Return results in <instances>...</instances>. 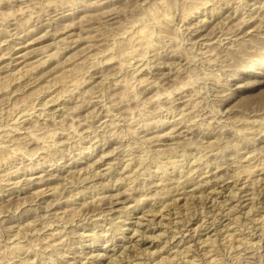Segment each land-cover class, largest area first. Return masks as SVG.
Returning <instances> with one entry per match:
<instances>
[{
    "label": "rangeland",
    "instance_id": "rangeland-1",
    "mask_svg": "<svg viewBox=\"0 0 264 264\" xmlns=\"http://www.w3.org/2000/svg\"><path fill=\"white\" fill-rule=\"evenodd\" d=\"M245 1L200 26L205 0H0V194L19 188L0 197V264L103 253L100 264H118L129 252L124 264H264V0L239 28L246 14H228ZM227 2L214 5L222 12ZM142 27L153 34L131 42ZM178 122L185 136H174ZM46 170L54 189L39 195L43 186L26 178ZM198 180L209 182L197 189ZM178 184L187 187L173 191ZM100 192L109 197L94 199ZM57 235L61 250L48 247ZM117 236L127 237L121 256L124 246L107 243ZM82 240L96 244L87 258Z\"/></svg>",
    "mask_w": 264,
    "mask_h": 264
},
{
    "label": "bare ground",
    "instance_id": "bare-ground-1",
    "mask_svg": "<svg viewBox=\"0 0 264 264\" xmlns=\"http://www.w3.org/2000/svg\"><path fill=\"white\" fill-rule=\"evenodd\" d=\"M218 1H221V0H205V6L204 7H206V6H208V5H211L212 7H210V8H208L206 11H207V13H206V15H205V19H203L202 21L203 22H201L199 25L200 26H203L205 23H207V22H211V20H209V18H207V17H209V15H211V17H215V18H217V16H223V14L226 12V11H228L229 9H230V7H231V0H227L228 2H227V6L225 7V9L222 11V12H220L219 10H217V9H219V6H216V5H214L216 2H218ZM223 1H225V0H223ZM257 2H260L259 0H256L254 3H251L250 1H248V0H246L245 1V4L243 3V4H238L237 6H235L234 7V9L232 10V13H229L228 14V16H231L233 13L234 14H246L244 17H243V19H245L243 22H242V25H240L239 26V28L240 27H243V26H245V25H248L250 22H252V21H249V20H252L255 16H253L251 13H248V11L249 10H253L252 8H251V5L253 4H256ZM226 3V2H225ZM243 5V6H242ZM261 7H264V3H263V5L261 6ZM246 9V10H245ZM243 10H245V11H243ZM248 13V14H247ZM248 15V16H247ZM247 17H249V18H247ZM153 20L156 22V23H158L159 24V21H160V18H159V16H156V14L155 15H153ZM206 20H208V21H206ZM215 20V19H214ZM254 20V19H253ZM251 26V25H250ZM254 27H255V25H254ZM240 32H246V34H251V33H253L254 31H249V30H245V29H243L242 31H240ZM153 34V31H151L149 28H146V27H142L140 30H137L136 31V33L134 34V35H131L130 36V41L131 42H137V43H139V42H141L144 38H148V37H150L151 35ZM223 34H229V33H225V32H223ZM191 40L193 41V43H197V42H199L198 41V37L199 36H201V34H200V31L198 32L197 31V28H196V30H195V32L194 33H192L191 34ZM245 40H248V38L247 39H245ZM222 41V40H221ZM202 44H204V42H201ZM209 44V43H208ZM221 44V43H220ZM24 47L23 46H20V47H17V48H14V47H12V53H17V52H19V51H21L22 49H23ZM226 48H227V46H226ZM133 50H135V48H132L130 51H133ZM24 54V53H23ZM22 54V55H23ZM21 55V54H20ZM19 55V56H20ZM21 55V56H22ZM16 64V63H15ZM17 64H20V63H17ZM137 68H138V70H137V72H142V71H144V70H146L147 69V66L146 65H144V64H137V66H136ZM150 73H152L151 71H149ZM154 74V73H153ZM153 74H151V76L153 75ZM160 74L163 76V77H167V76H165L166 75V73L165 72H163V71H161L160 72ZM149 83H151V85L150 86H152V87H154V86H157L158 85V82L156 81V78H154V79H152V80H150L149 81ZM183 85L184 84H182L180 87H177L176 89H177V92H180V88H182L183 87ZM175 92V89H171V90H167L166 92H161V93H159L158 94V96H157V99H161L162 98V95H164L163 97H165V96H170L169 94H173ZM168 94V95H167ZM46 104V106H47V103H45ZM55 104V103H54ZM160 108H163V106H161ZM58 110V106L57 107H53L52 108V112H49V110H44V111H46L47 113H53V112H55V111H57ZM23 115H25V113H22ZM22 115V116H23ZM19 118V117H18ZM18 118H15V120L14 121H17L18 120ZM175 121V120H174ZM173 121V122H174ZM184 126L180 123V122H178V123H176L175 125H174V128H176V130L174 131V133H175V135L174 136H185L186 134H184L183 132H190V130H188V129H186V128H184V129H182ZM182 129V130H181ZM179 131V132H178ZM178 132V133H177ZM174 144H179V140H175V142H174ZM85 156V155H84ZM100 162H102V161H100ZM76 163H77V161H75V159L73 160V162L70 164V165H72L73 164V166L74 165H76ZM129 163L130 162H127L126 163V165L123 167V168H126V167H128V165H129ZM110 168L112 167V165H110L109 166ZM57 170H67L66 168V165H64V166H61V167H55ZM114 168H116V166H114ZM97 169H98V167H97ZM41 170H44V168L43 169H41ZM198 171H199V169H198ZM207 171H211V169H208ZM37 172V171H36ZM39 172V171H38ZM97 174H102V171H95V175H97ZM104 174V173H103ZM200 174H202V172L200 173ZM212 175H215V176H219V175H217L215 172H213L209 177H212ZM56 174H54L53 172H51V171H47L46 170V172L45 173H42V174H40L39 176H36L35 178H26V180H27V182H26V184H29V183H33V184H38L40 187H42V188H40V189H38V191H37V193L39 194V195H46V194H48V193H50L51 192V190H53L54 188L51 186V182H52V180L54 179V178H56ZM102 176V175H101ZM98 178V177H97ZM35 179H37L38 181H34ZM206 181H208L209 182V180H205L204 182H199V180L197 181V182H193V184H197L198 183V185H200L201 187H197V186H195L197 189H201L202 188V186H204V184L203 183H205ZM211 181H212V178L210 179V183H211ZM18 182V181H17ZM15 184H17L16 182H14ZM154 184V186L155 185H158V184H162V183H153ZM18 186V184L17 185H15L14 187H11V188H9V189H6V190H3L2 192H1V194H0V197L1 196H3V195H8V194H11L12 192H15V191H18L19 190V188L17 187ZM174 187V186H173ZM186 185L185 184H183V185H181V184H178L177 186H175L174 188H173V191H179L180 189H182V188H185L186 189ZM231 187V186H230ZM14 188V189H13ZM119 187L118 186H116V187H113V188H111V189H118ZM237 188H238V186H237ZM13 189V190H12ZM230 190L232 191L233 190V188H230ZM248 190V189H247ZM4 191H8V193L7 194H5V192ZM244 191H246V190H244ZM194 194V193H193ZM192 194V195H193ZM236 194H238V191H236ZM98 195H100V196H96V198H94V199H102L101 197H104V198H107V197H109V195H107V194H103V192H100V194H98ZM240 196H241V193H240ZM94 199H92V200H94ZM170 201H168V200H164V201H162V203H161V205H159L158 207H156V208H153V210H155V213L157 214V215H163V216H165V210L166 209H169V207L168 206H170V205H172L173 203H175L176 201H177V199H178V197H176V195L175 194H173L170 198ZM239 201H240V199H239ZM156 201H154L153 203H155ZM74 203H76V204H79L80 202H78V201H74ZM111 203V202H110ZM117 203H119V201L117 200V199H115L114 200V204H112V205H110V207L108 208V209H106V211L105 212H109V214H110V212H114V210H116L115 209V204H117ZM175 205V204H174ZM38 207H43V205H42V203L40 202L39 203V205H38ZM54 208V206L51 208V210ZM140 209V203L139 202H136V204L134 205V209H132V210H130L129 212H128V216L130 217V216H132V215H134L135 214V212H133L132 213V211H135V210H139ZM225 211V208L223 209V211H222V214H223V212ZM253 211V213H254V204H252L251 206H250V209L248 210V214L247 215H244L243 216V218L244 219H254V218H249V216L248 215H250L251 214V212ZM252 213V214H253ZM109 214H107V215H109ZM109 218H112V217H109ZM235 218L237 219V220H239V219H241L242 218V215H240V214H238V215H236L235 216ZM244 219H241V220H244ZM106 219H104V221H105ZM255 220H257V218L255 219ZM124 221V223H122L121 225H125V222H127L126 221V219H124L123 220ZM135 224L136 225H142V222H140V220H137V221H135ZM177 227V226H176ZM128 228V227H127ZM146 228H149V227H146ZM151 228V227H150ZM133 229H136V231L137 230H139V228H133ZM87 230V228H85V230L83 231V232H85ZM181 230V229H180ZM58 233V231H56L54 234H57ZM120 233H123V235H125V231L123 230L122 231V229H121V231H120ZM54 234H52V235H54ZM86 235H88V233H85V237H86ZM176 234H174V236H175ZM231 235H233V233L231 234V232H228L227 231V233H225V235L223 236V238H227V237H229V236H231ZM188 236H186V234L183 232L182 233V238H181V240L178 242V245L180 244V242L182 241V240H184L185 242H186V238H187ZM124 238H127L126 236H124V237H115V238H113V239H109L108 240V242L107 243H112V244H115L116 246L117 245H119V248H118V250H120V248H122L123 246H124V248L122 249V251H121V253H120V256H121V254H123V252H125V247L127 246L124 242H119V241H124L125 239ZM51 242L52 243H50L49 245H48V247L49 246H55L56 247V249H58V250H61V248H64V238H62V235H57V236H55L52 240H51ZM184 242V243H185ZM93 244L92 243H90V244H88V245H86V243H84V240H82V243H81V247H80V250H79V252H80V254H79V256H86V258H87V254L92 250V248L94 247V246H96V244H94V246H92ZM86 248H90L91 250H89V251H87L86 250ZM165 248V247H164ZM107 250H109V247H106V250L105 251H107ZM66 251V253H70V252H72L71 250H68V249H66V250H64V252ZM185 252L186 253H188L189 252V249L188 250H185ZM73 253V258H76L77 256L75 255V252H72ZM82 253V254H81ZM107 253V252H106ZM131 252H129V253H126L124 256H121V257H119V258H115V260H120V261H118V264H124L123 262H121L123 259H126V262L128 261V257L130 258V257H132V255L130 254ZM115 254V252H113V254L112 255H114ZM63 255V254H62ZM61 255V256H62ZM66 255V254H65ZM177 255V254H176ZM175 255V256H176ZM68 256V255H67ZM109 256H111V255H109ZM108 254H100V257H96V254H92V255H90V257L92 258V260H88L87 262L86 261H84L83 260V258L79 261V263L80 264H96V263H98V264H100L101 263V261L102 260H106L108 257ZM184 256H186V255H184ZM63 259V258H62ZM155 261H160V260H163V259H159L158 260V258H156V259H154ZM76 261V260H75ZM96 261V262H95ZM133 261V259L132 260H129L128 262L129 263H131ZM195 261V258H193V260H192V263H194V264H197V262H194ZM127 262V263H128ZM181 263H183V262H181ZM180 263V264H181ZM78 264V263H77ZM202 264V263H201Z\"/></svg>",
    "mask_w": 264,
    "mask_h": 264
}]
</instances>
